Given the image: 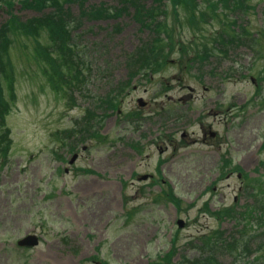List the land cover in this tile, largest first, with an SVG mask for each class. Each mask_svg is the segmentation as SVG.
<instances>
[{"label": "rangeland", "instance_id": "obj_1", "mask_svg": "<svg viewBox=\"0 0 264 264\" xmlns=\"http://www.w3.org/2000/svg\"><path fill=\"white\" fill-rule=\"evenodd\" d=\"M101 1L118 4V0L90 2ZM252 1L259 14L249 15L251 26L246 28L252 35L263 36L260 10L264 2ZM206 6L203 3L205 12ZM71 7L78 15L79 5ZM17 12L22 20L39 16L29 9ZM7 17L0 9V26ZM160 20L176 30L177 47L188 48L183 61L189 56L194 60L180 62L176 48L156 74L135 77L121 97L122 115L111 111L109 104L101 109V102L114 87L128 82L125 64L134 59L127 56L151 35L139 31L131 16H122L120 31L113 30L114 20L81 21L82 35L76 44L85 75L82 81L64 82L77 89L74 99L57 97L42 77L32 58L33 39H17L11 51L17 68V100L8 118L13 148L0 170V264H164L170 252V264H185L186 259L194 264L210 250L209 241L202 237L219 229L222 234L214 233L217 238L244 242L255 237L253 247L263 244L264 57L260 59L259 53H264V38L249 48L244 42L251 37L243 35V42L231 32L234 39L229 47L225 40H214L226 29L219 18L211 17L194 29L186 23L182 8L177 14L169 7ZM18 42L27 47L21 48ZM206 46L215 48L217 57L196 58L195 49L204 52ZM251 77L262 86L257 87ZM139 98L147 102L146 107L139 106ZM88 109L96 110V122L101 112L106 118L94 126L87 140H80L84 141L78 145L81 157L69 166L77 147L61 132L71 129ZM137 112L143 118L140 125L126 121ZM202 125L212 126L220 135V149L199 141ZM183 132L191 138L181 148ZM168 137L172 146L160 154L158 143ZM132 144H140L142 152L133 151ZM223 160L229 164L227 172L242 167L245 176L220 175ZM144 173L154 174V181L137 182V174ZM90 179L102 187L96 195H88ZM171 186L179 209L166 198ZM235 198L241 222L219 219V210ZM99 203L106 207L103 213ZM246 209L247 213L254 210L253 215ZM179 218L186 222L182 229L177 225ZM246 222L250 227L237 234L235 228ZM29 233L41 236L40 246L19 248L17 241ZM244 244L240 253L247 256ZM260 249L244 261L222 249L218 257L221 264H246L264 254Z\"/></svg>", "mask_w": 264, "mask_h": 264}, {"label": "trees", "instance_id": "obj_2", "mask_svg": "<svg viewBox=\"0 0 264 264\" xmlns=\"http://www.w3.org/2000/svg\"><path fill=\"white\" fill-rule=\"evenodd\" d=\"M23 8L32 9L35 11H43L47 8L53 10L43 18H35L27 22H22L16 15L12 13L11 18L0 28V167H2L9 156L11 141V131L6 122V116L10 114L16 101V88H15V69L9 56V46L11 40L6 34V27L14 28V31H22L23 34L33 37L36 42V56L40 58L48 57L52 62L55 60L49 54L52 48L54 50L62 49L66 47L70 53L72 50L66 45V42L70 40L71 25L75 20L70 19L71 13L66 11L64 3L78 2L82 5L83 0H18ZM89 1V0H88ZM120 0L118 6L114 8V12L106 9H100V11H93L88 16L94 19L108 16L121 17L125 13H130L133 10V18L139 24L140 28H149L155 34V37L147 43H144L142 47L133 56L134 61L130 62V73H140L142 70L150 69L155 72L160 66L165 63L166 49L172 50L174 46V31L170 30L168 25L161 20H156L157 15L163 16L166 14L168 3H171L177 12L178 8H182L187 14V22H193L197 19L198 15L203 16L204 13L200 10V3L198 0ZM209 2L208 6L214 11L220 10L219 15H223L230 24L237 27L236 36L239 39L242 37L239 31L240 28L246 26L239 25L237 19L233 18V14H237L239 17L241 14L249 15L255 13L256 6L248 3L247 0H205ZM16 4V0H0V7L5 6L12 10ZM90 10H93L92 7ZM264 24V20H263ZM47 31L49 35V45L45 46L40 40H46L43 34ZM261 34L253 35L252 41L258 42L261 38H264V30ZM164 34L165 38L161 35ZM231 40H233L231 38ZM264 46V42L262 44ZM132 58V57H131ZM54 64V62H53ZM55 65V64H54ZM154 66V67H152ZM56 67V66H54ZM3 79L7 81L6 88L3 86ZM122 87L119 94L123 92ZM109 108L118 110L119 102L117 100H107ZM264 186V182H262ZM264 191V188H263ZM175 201V200H174ZM176 202V201H175ZM261 208L264 210V202H262ZM256 207V210L262 209ZM264 214V213H263ZM262 214V215H263ZM225 243L223 248L228 249L229 242L227 240L215 241L214 246L208 252L209 254L195 261L194 264H220L217 259L216 252L220 250L219 244ZM234 250V249H229ZM259 260V259H258Z\"/></svg>", "mask_w": 264, "mask_h": 264}, {"label": "flooded vegetation", "instance_id": "obj_3", "mask_svg": "<svg viewBox=\"0 0 264 264\" xmlns=\"http://www.w3.org/2000/svg\"><path fill=\"white\" fill-rule=\"evenodd\" d=\"M203 131V136H202V142H207L208 139H214L216 138L218 135H216V137L212 136V130L211 127H204L202 128ZM185 138L188 139V135L186 133L182 134V139L184 140ZM168 142H165V144H167ZM169 146H166L164 149L160 148L161 150V154H163L165 151H167L169 149L170 146H172V143L169 141ZM99 189H102V187L100 185H98L96 182H88V195L92 194V195H96L97 191ZM99 207L101 210V213H103L106 210V207L101 205L99 203Z\"/></svg>", "mask_w": 264, "mask_h": 264}, {"label": "water", "instance_id": "obj_4", "mask_svg": "<svg viewBox=\"0 0 264 264\" xmlns=\"http://www.w3.org/2000/svg\"><path fill=\"white\" fill-rule=\"evenodd\" d=\"M141 105L144 106L145 103L141 102ZM77 159V155L74 156L71 163H73ZM183 221H179V225L183 226ZM39 244V239L36 235H28L24 239L20 240L18 242V245L21 247H35Z\"/></svg>", "mask_w": 264, "mask_h": 264}]
</instances>
